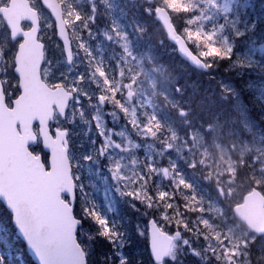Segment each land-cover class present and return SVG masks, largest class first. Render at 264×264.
Wrapping results in <instances>:
<instances>
[{
	"label": "rangeland",
	"instance_id": "obj_1",
	"mask_svg": "<svg viewBox=\"0 0 264 264\" xmlns=\"http://www.w3.org/2000/svg\"><path fill=\"white\" fill-rule=\"evenodd\" d=\"M213 1L214 0H167L168 4H170L167 7L169 10L176 9V6L181 3H185L186 6L190 2L193 3V10L178 11L176 13L174 12V14H176V22L178 21L180 27L179 31H182L181 34L185 36L197 52L205 59L206 53H209L208 56H215L216 58L227 56L230 49L234 46L231 44V37L235 36L237 38V30H235V25L232 24L231 20H225L226 16H222L213 9V7L211 8V6H214V8H221L224 6L222 10H227L228 2L218 0L213 3ZM210 13H213L215 16L216 14L219 15L228 25H219L216 27L214 21L208 22L211 19ZM187 22L188 24H186ZM43 25L44 29L51 27L49 16L43 15ZM231 25H233V28ZM4 26L3 24L0 25L1 28ZM103 37L107 41H112V39H114L112 35L107 33H105ZM3 38L8 39V34H3ZM254 38V41L260 39L257 35H254ZM112 43L115 44L114 42ZM253 43L254 42L248 43L247 48L253 53L260 54L261 52L257 49V45H253ZM122 44L123 47L126 48V51L129 52L126 43L123 42ZM83 46L84 47L74 49L75 62L71 68L65 66L64 59L62 63L58 60L62 53L61 47L58 46L55 47V50L54 47H51L50 50L51 55L55 56V54H58V58L55 57L54 61L48 64L44 63L42 67L43 76L49 81V84L64 85L68 90L71 89L77 93L75 98L71 101L66 119L64 121L58 118L56 119V126L68 129L70 135L73 136L72 141H74L76 147V154L71 155V159L72 163L75 164L76 173L87 171L92 180L90 182V187L96 192H99L98 195L102 197L106 203L112 202L115 195L120 196V192H123V190L125 192H131L130 195H137L136 197L138 199H143L142 196L146 195L143 192L145 190L144 184L146 179L150 177H155L158 182H163L166 185L168 181H171L175 188L188 184L186 181L179 180L171 175L168 166L164 162L163 151L161 152L159 148L155 146L154 142H152V138L154 137L153 127L147 123L146 119H141L146 112L148 121L151 119L149 111L143 104H140L141 94L145 95L144 99L148 103L151 98V92H147V88L141 89L142 87L136 85V81L144 76L141 80L142 82L145 77H150V74L153 73L152 67L157 57V55L154 54V46L152 47V53H149L147 57V59L152 60V64L145 65V67L142 68L143 70L136 69V71H133L128 64L129 61H132V58L129 56L125 59L128 63H123L119 58L111 60V65L113 67L126 65L130 68V70L125 73L124 80H121L123 76L119 78L121 82H124L125 91L122 95V100H116L117 106H114V99H116L114 97L120 96L114 94V92H111V94L105 98L104 103L99 102L97 88L87 83L91 79V74L87 72L81 73V78L78 77V68H82L81 72L85 71L83 68V57H86L87 54L85 45ZM119 48L120 47L114 48L111 54L114 55L115 52L119 51ZM169 49V47L165 46L162 48L161 53ZM146 51L147 50H144L142 57H145L144 54ZM203 51H205V53ZM10 52L9 48H4V53L7 56H9ZM10 58L13 59L14 55H10ZM165 61L166 60L163 59V62ZM135 63L138 65V62ZM155 65L158 67L157 64ZM209 68L211 70L217 68L212 60L209 61ZM82 78L86 79L87 82L82 80ZM149 84V87H151L152 84L150 82ZM222 87L228 89L230 85L222 84ZM168 95L169 94H165V96ZM192 98H190V106H186L184 109L180 110L182 118L185 117L186 113L190 116L192 115L190 111L194 109L193 105H195V98ZM162 105L166 107L167 104L164 102ZM124 111L127 112L125 120L130 118L132 123H135L133 127L129 123L122 126L120 122L117 121V118L120 116L118 112ZM203 112L201 99L196 95L197 129H186L185 132L188 130L186 132L187 139L180 138V140H175V132H172L173 130L171 131L173 141L177 145L182 144L181 148L189 153L186 155V160L190 162L192 166L196 165V178L198 181L190 183L184 190L189 187L192 188V191L188 192L186 196L188 198H195L196 196L197 206H195L196 204L191 199L171 205L169 197L166 195V189L160 192L161 206L167 208L172 216L176 217L177 222H183L181 218L182 211H186L189 214H193V211H195L198 219H192V221H200L205 225L207 224L210 231V240L208 242L219 243V245L216 246L217 251H221V248L224 247L222 253L217 255L220 257V260L215 261L214 264H264V237L257 239L255 234H250L248 231L243 230L244 228L240 223L233 221L227 214L224 215L218 204L220 199L217 196L196 193V187H200L203 192L210 191L216 194H224L231 180L228 178L222 183L219 179L224 175H217L216 170L219 168L220 172L226 171L234 173L233 171L236 167L235 162L229 159L232 155V151L229 147L233 149L234 154L239 156L240 160H243V158H245L244 155L253 150H264V141L261 146L251 147L256 139L241 137V135L236 132L233 135L235 136L234 144L229 141V143L224 145L215 136L214 140L209 143V135L207 137V134H203L200 130L201 126L198 124V122L203 120ZM138 113L140 116L137 115ZM121 115L124 116L122 113ZM170 145L174 147L173 143ZM151 150L160 154L159 161L154 162L152 158V166L149 162L145 169L142 168L140 170L141 175L138 177L135 169L140 159L139 153H142L144 156H150ZM194 150H196V155L192 154ZM78 157L79 159H77ZM216 158L220 159L218 167L216 165ZM103 163L104 165L102 166ZM230 166L232 167L230 168ZM212 167H214V176L203 174V171H210ZM259 170L263 173L264 166H261ZM102 171L105 174L100 176ZM208 183L212 186H208ZM113 187L116 189L114 192H112ZM238 193L240 194L241 192L238 191ZM228 196L230 200L236 199L237 197L236 194L233 193ZM240 196H242V194ZM167 218V214L163 215V220ZM206 236H208L207 233ZM199 242L200 237L196 232V244ZM251 243H255L254 255H251L249 252L252 248L250 247L249 250V248L246 247V245L249 246ZM83 246L91 251V263L89 264H101L100 255H98L97 251L88 244H83ZM181 246L178 248L175 246L169 259H166V262L162 264H182L183 260L193 259L190 255V253H192L190 245L183 243ZM183 247L186 248V250ZM207 247L210 248V251L214 249L212 246ZM179 252L182 254V258H180ZM196 256H198V254H196ZM196 264L205 263L201 260H196Z\"/></svg>",
	"mask_w": 264,
	"mask_h": 264
},
{
	"label": "trees",
	"instance_id": "obj_2",
	"mask_svg": "<svg viewBox=\"0 0 264 264\" xmlns=\"http://www.w3.org/2000/svg\"><path fill=\"white\" fill-rule=\"evenodd\" d=\"M156 1L157 4L165 6L166 8L170 5L167 0ZM192 8L193 7L190 3H188L187 6L185 3H181L176 6V9L169 10L178 29H180V27L178 21L176 22V14H174V12L190 11ZM72 9L73 16V12L76 11L74 8ZM101 9L105 11L102 15L107 16L108 12V15L112 13V17H110V19L106 17L103 22L97 18L92 21L90 20V16L87 15L84 19V23H81L78 20L75 22L72 21L73 23L70 24L72 25L71 40L74 49L75 47L81 48L85 45L87 48L86 50H89V45L96 46L105 44L106 42L103 39V35L100 33V29L110 26L115 20L122 23V26L123 24H126L123 20L128 18V13H120V15H118L117 13L120 10L117 8V4L106 3ZM186 24H188V22ZM149 26H151L150 30L153 43L156 45L159 38H165L164 31L153 20ZM77 28L81 31L80 34L78 33ZM118 35L120 36V34ZM130 35L131 34H128V38L126 36V42L129 44V48L131 47L137 54H140L142 52L140 49L145 47V40H142L141 37H131ZM187 42L190 48L196 53L197 50L193 45L188 40ZM96 50L99 51L98 49ZM101 51H99L101 55H99L98 61L110 59L109 56L102 55L103 53H106L107 50ZM203 52L205 53V51ZM47 55L49 56L50 53H47ZM208 55L209 53H206V59L211 57ZM55 56L58 58V54H55ZM230 56L232 57L231 61L226 57H214L217 70L212 73V78H210L209 72L200 71L199 75L202 78L203 83L211 86L214 83L215 87H213V90H216V77L228 78L229 76H232L231 79L235 85L233 90L236 92L238 91L245 96L247 100L246 102L254 107L257 112L254 116L258 117L259 120L257 124L263 129L264 136V70L261 69V66L256 60H253L250 57H245L244 60L241 58V55L235 56L234 54H231ZM240 61H243L244 64L247 65L243 70V74H241L238 66ZM155 64L158 65V63ZM155 64H153L152 67V100L151 103H149L151 105L146 104L145 100L142 101L145 108L150 113V124L154 129L152 142H154L155 146H157L161 152L163 151L164 162L171 171L172 176L188 182L192 176L197 177L196 165L192 166L191 163L186 160V155L189 153L181 148L182 144L177 145L173 141L171 134L172 132H175V140H180V138L187 139L186 132L188 130L186 132L185 130L196 129V94L198 93L199 99H201V106L204 110L203 119H206L209 115L210 109H213L216 105V101L213 100L215 96L212 94L214 91L211 90L208 92L205 91L207 89L199 87L196 69L188 66L183 61L177 60L175 64L165 67L160 65L157 67ZM93 65L101 68L103 62L101 61L100 65ZM105 68L107 69V67ZM105 68H103V70H106ZM102 79L103 82L99 85V89L101 88L100 90L103 92L111 94V92H113L112 84L108 79ZM260 80L262 81V84L260 83ZM165 94L169 95L165 96ZM192 97L195 98V105H193L194 109L190 111L192 115L190 116L186 113L185 117L182 118L180 110L184 109L186 106H190V98ZM114 98H116L114 99L116 104H114V106H117L116 100L122 98ZM217 101V112L220 114V109L223 108L224 103L223 101H221V103L219 100ZM164 102L167 104L166 107L162 105ZM119 113H122L125 116L127 112L124 111ZM142 119L148 120V115L145 114ZM211 122L213 121H210V123ZM226 126H228V124H225L224 127ZM221 130L222 128L218 131ZM205 132L207 135L210 133V131ZM171 143L174 144V147L170 145ZM261 151H263L262 154H264V150ZM192 154L196 155V150H194V153ZM262 154H259L260 158L262 157ZM153 155L156 157L157 153L153 152ZM253 155H255L254 152L250 158L241 164L238 163L236 165L238 176L235 178L234 185L241 190L255 186L264 193V172L261 173L259 170L260 166H264V157L261 158V162H257L253 160ZM73 178L76 183L74 214L82 220V225L77 233V238L80 243L82 244L84 242L97 251L98 255H100L101 264H153L148 253L142 229L139 228L141 223L138 219L142 218L139 215V202L135 205L130 201L129 193H121L120 196L115 195L114 201H112L113 208L108 209L103 198L98 195L99 192H96L90 187V182L92 180L86 172L76 173L74 171ZM197 181L198 179L196 178V182ZM151 184L152 191H149L154 194L152 201L157 207L158 201L156 197H161L160 192L162 187H167V189H169L172 187V184L171 181H168V185L162 184L156 188L157 181L155 177L151 178ZM184 187H188V185H182V190ZM199 189L201 188L199 187ZM178 196L183 198L185 194L178 193ZM134 200L136 199L134 198ZM0 224L8 225L15 233L10 215L1 203ZM11 239L10 243L13 254H18L24 257L22 264H28L31 259L27 255L23 243L16 237V235H13ZM2 249L3 245H0V250ZM5 264H7V256H5ZM31 264L35 263L31 261Z\"/></svg>",
	"mask_w": 264,
	"mask_h": 264
},
{
	"label": "water",
	"instance_id": "obj_3",
	"mask_svg": "<svg viewBox=\"0 0 264 264\" xmlns=\"http://www.w3.org/2000/svg\"><path fill=\"white\" fill-rule=\"evenodd\" d=\"M43 2L56 20L58 37L63 42L67 61L71 62L70 39L62 19L61 7L56 0ZM17 4L21 3L12 0L8 8L1 9L5 22L13 32L20 28L23 19L30 20L33 26L29 32L18 33L25 37L19 48L15 68L19 75L21 94L11 109L5 105L0 84V200L12 214L15 228L19 220L31 234L38 235L42 247L48 249L47 254L32 252L25 243L28 253L37 264H87L76 239L81 221L73 216L74 184L70 176L67 148L61 145L64 136L57 132V138L53 139L48 132L53 105L64 116L71 95L63 92L62 88L52 89L42 81L40 66L43 62V46L36 39L38 18L35 12L33 16L23 17L27 9ZM156 12L169 40L177 45L178 53L190 64L203 67L204 63L190 51L184 39L181 36L175 37L166 10L157 8ZM18 34L14 32V36ZM35 121L39 123L44 148L52 151V164L48 172L41 163L40 155L35 157L28 152V144L35 143L32 132ZM17 124H20V132ZM62 194L67 195L69 200L64 201ZM263 206L264 198L257 190H253L234 211L252 230L264 233ZM149 236L152 256L159 262L167 254L169 241H164V234L154 225L150 228Z\"/></svg>",
	"mask_w": 264,
	"mask_h": 264
},
{
	"label": "snow or ice",
	"instance_id": "obj_4",
	"mask_svg": "<svg viewBox=\"0 0 264 264\" xmlns=\"http://www.w3.org/2000/svg\"><path fill=\"white\" fill-rule=\"evenodd\" d=\"M16 225L17 228L14 233L12 228L8 225L0 224V245H3V249L0 250V264H5V256H7V264H22L24 257L18 254L14 255L10 243L12 236L17 233L22 236L30 251L37 253L42 252L44 254L48 253V249L42 247L41 240L38 235L31 234L29 229L21 224L19 220L16 221ZM28 264H31V261H29Z\"/></svg>",
	"mask_w": 264,
	"mask_h": 264
},
{
	"label": "flooded vegetation",
	"instance_id": "obj_5",
	"mask_svg": "<svg viewBox=\"0 0 264 264\" xmlns=\"http://www.w3.org/2000/svg\"><path fill=\"white\" fill-rule=\"evenodd\" d=\"M2 1L3 2H2V4H0V6L5 5L9 0H2ZM30 1L34 2L35 0H30ZM2 24H3L2 23V18L0 16V25H2ZM22 28H23V30H27L29 28V24L27 22H23L22 23ZM6 31H7L6 29L0 27V52H1V54H3L5 47L9 48L11 52H10L9 56L4 55L5 58L0 59V66H2V68H4L3 67L4 63H6V65L8 67L13 66V59L10 58V55H13V51L16 48V43H13L11 40L7 41V40L3 39V34H5ZM51 32H53V31L51 30ZM3 88H5L4 85H3ZM4 91H5V89H4ZM236 100L237 101L235 102V104L237 106L236 110H237V113H238V117L236 118V120L238 122L242 123V121H245V119L247 118V115H248V112H249V108L243 102L242 97H236ZM222 118L223 117H220V119H222ZM195 261H196V257H195Z\"/></svg>",
	"mask_w": 264,
	"mask_h": 264
}]
</instances>
